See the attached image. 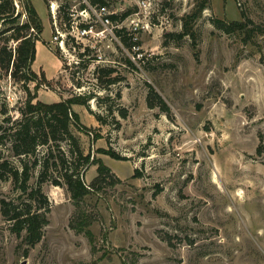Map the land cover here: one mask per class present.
Returning a JSON list of instances; mask_svg holds the SVG:
<instances>
[{
	"label": "rangeland",
	"instance_id": "1",
	"mask_svg": "<svg viewBox=\"0 0 264 264\" xmlns=\"http://www.w3.org/2000/svg\"><path fill=\"white\" fill-rule=\"evenodd\" d=\"M22 1L14 0L20 24L26 21ZM106 2L118 16L115 35L118 28L132 33L138 27L135 48L128 50L92 20L93 34L83 44L96 46L103 61L82 69L75 63L81 41L62 50L54 40L51 7L59 25L83 1L32 0L43 25L32 69L50 81L37 90L41 102L94 96L88 107L73 105L88 132H72L83 154L101 159L114 177L78 208L62 170L53 165L62 154L73 161L68 143L53 145V158L40 146L38 158H50L49 179L40 184L49 202L48 224L41 241L28 248L25 231L18 236L11 230L0 204V264H264V151L257 153L264 145V0H209L193 23L194 36L180 39L170 34L183 31L196 0ZM217 19L245 22L252 34L226 33L214 25ZM10 35L0 37V47L14 51L17 42ZM98 66L114 68V84L106 86L109 77L102 72V83L97 79ZM28 85L34 92V83ZM148 85L166 102L168 115L158 106L148 108ZM24 86L0 68V124L20 116ZM6 147L0 145L2 158L8 157ZM10 160L19 166L18 159ZM41 169L34 171L31 187L39 185ZM96 169L80 166L87 184ZM54 178L61 186L52 184ZM19 194L11 180L0 179V202L22 207L26 199ZM77 212L92 219V239L71 228Z\"/></svg>",
	"mask_w": 264,
	"mask_h": 264
},
{
	"label": "trees",
	"instance_id": "2",
	"mask_svg": "<svg viewBox=\"0 0 264 264\" xmlns=\"http://www.w3.org/2000/svg\"><path fill=\"white\" fill-rule=\"evenodd\" d=\"M92 4L107 5L106 0H91ZM209 0H196L193 11L186 15L183 22V31L177 34H170L171 37L177 39L187 35L194 36L193 23L198 19L201 13L208 8ZM22 5L26 16L25 23H19V13L16 14V5L14 0H0V37L7 33L12 40L17 42L15 50L8 49L7 46L0 47V68L10 74L17 81H22L25 85L27 98L24 106L19 109L20 116L18 118L5 117L0 124V145L7 146L9 154L7 158L0 156V179L11 180L20 193L19 197H25L22 207L2 199L1 214L6 221L11 223V230L18 236L25 231L24 242L28 248H34L42 239L44 227L48 224L47 213L49 211V202L42 193L40 184L46 182L48 178V170L50 169V158H53V145L61 149L60 143L67 142L73 161L69 163L68 158L62 154L58 161H54V167L62 170L61 177L66 185L73 203L79 208L80 203L89 194L95 193L98 186L108 177H114L110 168L104 164L101 159L91 158V154H83L80 147L78 137L72 132V128L86 133L87 126L82 124L79 115L73 110V105H83L88 107L91 95L73 96L67 99H61L59 102L44 103L37 100V90L41 86H50V81L44 73L40 76L33 71L32 65L36 58V42L41 39L43 25L41 19L32 4V0H23ZM131 14V10L124 12L120 19H126ZM118 18L112 14L110 19L112 22ZM62 20V19H61ZM69 13L65 14L62 23H69ZM214 25L226 33L235 31L246 32L252 34V29L248 28L245 22L222 20H214ZM116 37L120 42L127 46L128 50L134 45L132 42V34L123 28H118ZM116 33V32H115ZM121 43V44H122ZM85 52L81 53L80 49L77 53L80 62L77 65L82 69L91 64L90 59L84 58L86 53L91 50L85 47ZM59 56V52L56 50ZM99 67V66H98ZM95 73L97 79L102 83V76L99 72L106 75L105 85L115 83V78L110 76L115 72L114 68H98ZM11 70V71H10ZM29 83H34V92L29 88ZM81 83H77V87H82ZM149 92L146 98L148 108L159 107L161 111L167 115L170 109L163 98L155 91L154 87L148 85ZM3 114L6 115L4 111ZM123 117L126 112L121 111ZM100 120V119H98ZM45 146L48 149L47 155L43 160L38 158V148ZM264 151V145L260 142L257 153L260 155ZM98 153L109 155L116 160H124L125 158L115 154L111 150L98 149ZM10 158H16L19 166L13 164ZM70 164L72 166H70ZM41 166L39 176V185L31 187L30 179L33 177L34 171ZM97 166L96 177L87 184L84 175L80 172V166ZM137 174L138 171L136 170ZM134 174V175H136ZM60 178H54L52 184L61 186ZM118 178L112 180L113 183L119 182ZM92 219L84 216L82 212H77L74 219L71 220L70 226L77 233H84L92 239V233L89 230Z\"/></svg>",
	"mask_w": 264,
	"mask_h": 264
},
{
	"label": "built area",
	"instance_id": "3",
	"mask_svg": "<svg viewBox=\"0 0 264 264\" xmlns=\"http://www.w3.org/2000/svg\"><path fill=\"white\" fill-rule=\"evenodd\" d=\"M83 1V8L76 13L72 12L69 13L70 21L69 23H62L57 24V10L54 9V6L51 7V13L52 18L54 21V29L56 31V35L54 36V40L59 42V46L62 50H64V47H67L66 44L71 42L78 43V41H81L83 50H80L81 53L85 52V47H88L91 51L89 53H86L84 58L90 59L91 62L95 63H102L103 59L101 54H99V49L96 48V46L92 45H85L83 44V40L88 39L89 35L93 34V28L94 23H92V20L94 22L100 23L105 30L109 29V32L111 34V37H113L115 40L118 41V38H116V35L114 33V26L112 25V20L110 19V16L112 15L107 5H97L92 4L87 0ZM142 5L146 7L145 1L142 2ZM119 25H116L115 27H118ZM138 27L135 26L132 30V35L136 34ZM132 39L136 40V36H133ZM135 48V45H134ZM75 49V47H74ZM95 52L96 56H93V58L90 57L91 52ZM77 55V54H76ZM80 62V59L77 56L76 64Z\"/></svg>",
	"mask_w": 264,
	"mask_h": 264
}]
</instances>
